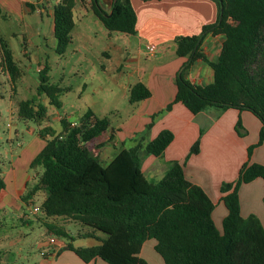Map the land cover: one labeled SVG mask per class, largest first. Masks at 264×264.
Wrapping results in <instances>:
<instances>
[{"label":"trees","instance_id":"trees-1","mask_svg":"<svg viewBox=\"0 0 264 264\" xmlns=\"http://www.w3.org/2000/svg\"><path fill=\"white\" fill-rule=\"evenodd\" d=\"M213 1L218 9L213 23L203 25L198 34L175 38L177 55L187 56L176 75L175 101L193 114L206 107L250 111L261 123L260 144L264 139V0ZM74 5L75 0H59L53 6L52 31L58 54L71 41ZM90 7L108 32L135 33L136 13L130 0H113L109 9L99 0H90ZM217 33L224 36L222 47L216 60H209L199 46L207 35ZM0 53V69L13 81L18 68L2 38ZM197 58L212 69V81L206 85L186 78ZM48 71L47 64L39 70L36 94H45L50 104L59 107L61 89L49 83ZM149 96L147 87L137 82L130 88L129 102ZM17 109L24 120L42 118L45 112L35 97L21 101ZM62 123L61 133L50 138L32 159L31 167L40 166V174L30 192L46 190L41 204L45 216L79 221L105 235L94 247L67 244L83 261L98 257L107 264H147L140 257V248L153 238L154 250L164 264H264V228L255 214L241 217L238 196L242 183L257 177L264 182L263 165L244 164L234 182L223 189L231 190L221 198L227 214L218 229L212 219L213 202L200 186L185 178L177 161L169 164L161 179L153 181L141 171L137 147L121 149L107 164L89 151L86 143L108 127L107 116L99 118L89 111L76 125ZM240 124L238 120L237 131ZM172 139L173 133L164 129L146 143L144 152L157 156ZM198 145V141L194 143L190 153H197ZM3 189L0 174V194ZM262 202L264 205V193ZM44 225L54 234L68 237L61 227Z\"/></svg>","mask_w":264,"mask_h":264},{"label":"crops","instance_id":"crops-1","mask_svg":"<svg viewBox=\"0 0 264 264\" xmlns=\"http://www.w3.org/2000/svg\"><path fill=\"white\" fill-rule=\"evenodd\" d=\"M58 1L0 0V20L17 16L29 29L39 30L38 24L42 22L43 13L52 20L53 6ZM112 1L99 0L105 9H109ZM130 2L136 13L135 33L131 35L137 40L138 47L121 49L109 41L110 47H105L103 51V55L109 60L110 68L119 71L116 83L122 95L128 93L129 111L125 117H119L116 123L108 118V127L100 132V140L104 144L102 153L105 158L103 160L94 155L98 160L108 163L121 149L137 147L141 158V171L147 179L153 181L161 179L169 164L177 161L183 167L185 178L200 186L213 202L212 219L215 226L220 229L221 222L227 214L221 198L231 190L223 189L234 182L244 164L257 163L264 166V139L257 144L261 123L248 110L206 107L193 114L182 102L175 101L176 75L187 60V56L177 55L175 38L198 34L203 25L213 23L217 18V5L213 0H130ZM76 5L75 0L74 8ZM223 40L222 33L209 34L202 40L199 51L209 60H216ZM141 45H145L150 59H141ZM149 45L156 48L154 52L148 51ZM186 78L192 83L206 85L212 81L213 72L207 63L197 58L189 67ZM137 82L147 87L150 96L130 103L129 91ZM38 102L45 108L43 117L38 120L46 119L49 116L47 109L54 105L49 103L48 98ZM169 105L170 107L166 109ZM53 113L59 119L57 116L59 112L55 110ZM93 113L97 116L95 112ZM238 120L241 123L239 131L235 128ZM26 129L29 133L33 131L31 127ZM40 129L42 131L38 130V135L33 136L11 160L10 166L0 170L4 181V189L0 194L1 264L8 248L20 241L19 237L7 235L6 227L14 226V220L25 224L30 222L23 211L22 203L28 204L37 196L43 202L46 197L45 189L30 192L36 177L30 175L28 170L32 159L49 139L50 132L46 130L48 126H41ZM164 129L173 133L172 141L157 156L145 153L146 143ZM19 140L21 142V139ZM197 141L198 152L190 153L192 145ZM222 158L231 159L229 163L231 168L223 164ZM263 193L264 182L260 177L242 183L238 189L241 217L246 218L249 214H255L264 228ZM8 213L12 216L9 217ZM41 219L43 225L47 222L61 227L68 237L58 236L44 225V236L37 242L40 246L39 257L33 259V264H107L98 257L83 261L74 251L67 248L68 243L73 247L82 248L97 246L105 237L103 233L88 226L82 227L81 232H75L70 226L72 224L79 226V223L60 216L43 215ZM50 234L57 238L54 246L56 252L50 250L46 244L45 239ZM42 251H45L44 255L41 254Z\"/></svg>","mask_w":264,"mask_h":264},{"label":"rangeland","instance_id":"rangeland-1","mask_svg":"<svg viewBox=\"0 0 264 264\" xmlns=\"http://www.w3.org/2000/svg\"><path fill=\"white\" fill-rule=\"evenodd\" d=\"M76 2L78 6L71 10V41L61 54L55 51L52 20L46 13H43L42 22L38 24L39 30L29 29L17 16L0 20V38L12 52L18 68L17 77L13 81L4 69H0V170L10 166L11 160L20 153L26 143L38 135V130L42 131L41 126H48L46 130L50 132V139L53 135L61 133L58 131L63 129V120L68 125L74 122L78 124L90 111L95 112L97 117L105 115L116 123L119 117H125L129 111L128 93L122 95L118 91L116 82L119 71L110 68L109 60L103 55V51L105 47H110L109 41L127 50L129 47H138L137 40L131 34L108 32L88 5L90 1ZM140 49L141 59H150L145 45H141ZM44 64L49 67V83L61 89L58 96L60 106H50L46 119L38 120V117H34L25 121L18 115V104L31 97H35V103L41 104L38 101L47 98L45 94H36L39 70ZM55 110L59 112V119L53 113ZM27 127L33 128V131L29 133L26 131ZM100 137L99 133L97 138L87 142L86 146L90 148L91 153L104 160V144L101 143ZM221 161L231 168V159L222 158ZM31 162L29 174L33 175L35 169L40 173V166L31 167ZM100 162L107 163L102 160ZM41 204L39 196L28 204L22 203L23 211L30 222L25 224L14 220V226L6 227L5 233L19 237L20 241L8 248L2 264H33V259L39 257L40 246L37 242L44 236L45 231L41 222L44 215ZM33 206H38L39 211L32 212ZM8 216L12 215L8 213ZM70 221L79 223V226H70L75 232H81L85 227L79 221ZM154 243L153 238L145 240L140 248V257L147 264H164L163 259L154 250Z\"/></svg>","mask_w":264,"mask_h":264},{"label":"built area","instance_id":"built-area-1","mask_svg":"<svg viewBox=\"0 0 264 264\" xmlns=\"http://www.w3.org/2000/svg\"><path fill=\"white\" fill-rule=\"evenodd\" d=\"M154 48L155 47L153 45H149L147 47L149 52H154ZM71 125H76V123H72ZM39 174L40 173L38 172L37 169H35L33 171V176L38 177ZM39 209L40 208L38 206H33L31 210H32V212L36 213L37 211H39ZM45 241H46L47 246H49L51 248L50 250H52L53 252L57 251V249H55V247H54L56 245V243H57V238H56L55 235H53V234L48 235L46 237ZM44 253H45V251L41 252L42 255H44Z\"/></svg>","mask_w":264,"mask_h":264}]
</instances>
